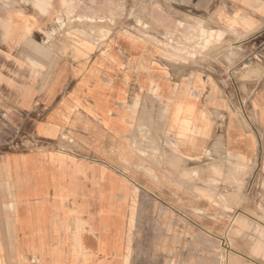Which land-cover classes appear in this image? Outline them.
Segmentation results:
<instances>
[{"label":"crops","instance_id":"0c3cea01","mask_svg":"<svg viewBox=\"0 0 264 264\" xmlns=\"http://www.w3.org/2000/svg\"><path fill=\"white\" fill-rule=\"evenodd\" d=\"M69 6L0 0L2 258L264 264V0H172L221 33L187 61L120 34L56 51L40 31ZM133 187L163 209L128 212Z\"/></svg>","mask_w":264,"mask_h":264},{"label":"rangeland","instance_id":"374dc122","mask_svg":"<svg viewBox=\"0 0 264 264\" xmlns=\"http://www.w3.org/2000/svg\"><path fill=\"white\" fill-rule=\"evenodd\" d=\"M4 1H18L26 4L30 0ZM68 2L69 9L53 12L50 23H47L46 27L40 31L44 36L60 42L55 49L59 52L75 51L77 43L96 50V43L100 40L119 34L133 39L144 37L151 39L165 57L180 61H187L190 56L194 57L196 54L204 57L206 51L219 46L212 41H220V31L208 33L209 37L213 36L210 39L204 37L206 32L201 28L200 39L196 40L195 29L189 27V23H212L210 20L190 12L173 11L172 0H115L116 6L111 11L105 10L108 8V0H68ZM78 2L84 3L86 9L78 11L76 6ZM63 139L70 150L77 147L70 133L63 134ZM140 142L147 143L143 140L134 141V144ZM26 146L29 147V144ZM135 151L147 157V149L135 148ZM96 163H98L97 159ZM138 195V189L133 187L132 197L126 205L128 212L141 210L156 212L163 209L156 202L142 206ZM96 210H98L97 204ZM165 210L171 211L170 208ZM130 222L134 223V221ZM153 222L155 223V220ZM0 228L5 232V235L0 236V246L1 240L4 239L5 250H7V245L11 246L12 243V235L9 234L10 221L1 220ZM2 256L0 254V264H10V260Z\"/></svg>","mask_w":264,"mask_h":264},{"label":"bare ground","instance_id":"6f19581e","mask_svg":"<svg viewBox=\"0 0 264 264\" xmlns=\"http://www.w3.org/2000/svg\"><path fill=\"white\" fill-rule=\"evenodd\" d=\"M161 231V230H160Z\"/></svg>","mask_w":264,"mask_h":264}]
</instances>
